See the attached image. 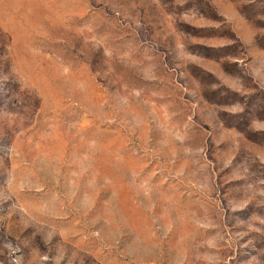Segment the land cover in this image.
Instances as JSON below:
<instances>
[{
  "label": "rangeland",
  "instance_id": "rangeland-1",
  "mask_svg": "<svg viewBox=\"0 0 264 264\" xmlns=\"http://www.w3.org/2000/svg\"><path fill=\"white\" fill-rule=\"evenodd\" d=\"M0 264H264V0H0Z\"/></svg>",
  "mask_w": 264,
  "mask_h": 264
}]
</instances>
